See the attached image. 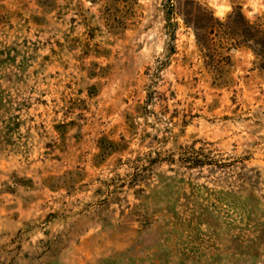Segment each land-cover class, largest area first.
<instances>
[{
    "label": "rangeland",
    "instance_id": "rangeland-1",
    "mask_svg": "<svg viewBox=\"0 0 264 264\" xmlns=\"http://www.w3.org/2000/svg\"><path fill=\"white\" fill-rule=\"evenodd\" d=\"M243 19L264 0H0V264H264Z\"/></svg>",
    "mask_w": 264,
    "mask_h": 264
},
{
    "label": "trees",
    "instance_id": "trees-1",
    "mask_svg": "<svg viewBox=\"0 0 264 264\" xmlns=\"http://www.w3.org/2000/svg\"><path fill=\"white\" fill-rule=\"evenodd\" d=\"M188 16L191 19L195 20H200V19H205L207 22L214 20L215 18L212 16V14H209L204 8H202L200 5H195L194 3H190V8H188ZM216 20V19H215ZM217 21V20H216ZM243 21H245L243 19ZM200 26L196 27V37L198 36V31L202 30L203 28ZM243 30H240L239 34L242 38L246 40H254L257 44H259L261 48L260 56L263 57L264 59V43L259 42V40L264 41V34L260 33L257 28H255L253 25L249 24L248 22L245 21L242 25ZM212 30V27L210 28ZM200 40V39H198ZM205 41V40H202Z\"/></svg>",
    "mask_w": 264,
    "mask_h": 264
},
{
    "label": "clouds",
    "instance_id": "clouds-1",
    "mask_svg": "<svg viewBox=\"0 0 264 264\" xmlns=\"http://www.w3.org/2000/svg\"><path fill=\"white\" fill-rule=\"evenodd\" d=\"M226 10H227V5L226 4L225 5H220L218 14L222 15L223 12L226 11Z\"/></svg>",
    "mask_w": 264,
    "mask_h": 264
}]
</instances>
